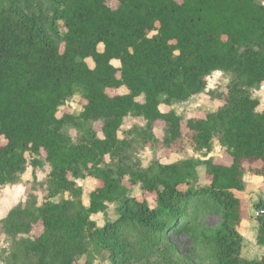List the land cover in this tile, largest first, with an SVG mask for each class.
<instances>
[{"label":"trees","instance_id":"obj_1","mask_svg":"<svg viewBox=\"0 0 264 264\" xmlns=\"http://www.w3.org/2000/svg\"><path fill=\"white\" fill-rule=\"evenodd\" d=\"M6 1L10 8L0 9V139L6 141L0 146V187L18 185L29 166L35 177L50 168L45 201L30 197L0 221V232L14 241L15 264H80L92 253L112 264H135L132 247L122 239L128 228L152 236L184 234L194 250L214 248L218 264H264V258L242 257V201L235 195L245 190L247 172L264 183V111L252 95L264 84V4ZM216 72L231 75L226 93L216 96L224 105L204 119L188 120L184 133L185 120L163 113L161 106L203 94ZM122 88L128 93L109 94ZM78 95L82 113L59 118L60 109ZM128 117L144 120L143 128L130 133L146 148L176 153L190 148L207 158L217 140L232 163L192 158L134 165L127 156L132 142L119 136ZM159 123L166 132L162 142L155 136ZM72 125L89 126L79 142L66 133ZM201 167L210 187L197 190L193 182ZM87 178L102 183L90 194L89 206L78 184ZM138 186L155 197L153 205L131 195ZM66 194L70 199L54 201ZM198 196L220 209L216 228H196L198 218L188 208ZM111 205L118 219L99 227L93 216L106 214ZM256 210L257 244L264 247V200ZM36 226L42 232L34 236Z\"/></svg>","mask_w":264,"mask_h":264},{"label":"rangeland","instance_id":"obj_2","mask_svg":"<svg viewBox=\"0 0 264 264\" xmlns=\"http://www.w3.org/2000/svg\"><path fill=\"white\" fill-rule=\"evenodd\" d=\"M264 4V0H257ZM113 8L117 7L116 2H112ZM10 4L6 0H0V9H9ZM61 32L65 30L61 24ZM103 46L100 50L103 51ZM91 68L94 64L91 60L88 61ZM113 65L120 68V63L114 61ZM231 75L224 72H216L208 79V86L206 91L192 98L186 103H177L172 107L162 105L161 111L163 113L175 112L181 116L185 123L183 125L184 133L187 132L186 122L190 119H204L207 115L215 113L224 102L218 97L220 94L226 93L227 87L230 84ZM127 90L122 88L120 90H111V96L127 94ZM254 98L261 102L260 110L264 111V84L252 91ZM84 102L78 95L74 97L65 107L59 111V118L64 114L80 115L83 111ZM145 126V122L141 118L128 117L119 133L121 139H126L132 142L133 146L127 156L134 165L142 168H148L155 162L162 164H173L186 159H210L215 163L222 165H230L232 160L225 153L224 149L215 140L212 153L205 158L200 153L193 152L190 148L183 152H171L161 148L151 149L143 146L141 140L136 134H131L130 131L139 130ZM88 125L83 127L68 126L66 133L75 141L79 142L84 136ZM96 130L101 131V124H96ZM102 137V134H100ZM156 138L162 142L166 137L164 131V124L159 123L155 128ZM6 141L0 139V146L4 145ZM29 162H32L33 157L27 155ZM107 162L111 160L107 158ZM256 168L260 164L255 165ZM250 169V165H246ZM50 172V168L46 167L43 170L36 172L31 166L28 167L26 173L21 177V182L16 186L0 187V221L3 220L8 213L18 206H24L30 197L38 198V203L42 204L47 196V187L45 180ZM245 190L243 192H235L236 197L242 201V224L239 228L240 233L244 237L242 257L248 261H258L264 258V247L257 244V236L259 231V223L257 221L256 205L264 200V183L262 178L247 172L244 176ZM78 184L83 188V201L86 206H89V197L92 192L102 187V183L93 179L87 178L79 180ZM130 187V185H128ZM193 187L197 190H203L210 187V182L206 176V169L201 167L198 169V177L193 182ZM133 197L140 200H146L151 205L154 204L155 197L151 194L144 193L140 186L132 189ZM62 199H70L68 194L55 199V202H60ZM188 211L193 214L194 218H198L195 223L196 228L214 229L221 222L220 209L216 204L206 196H198L190 201ZM118 219L117 207L115 205L109 206L106 214H99L93 216V220L99 227H104L107 222ZM42 232L41 226H36L33 235H39ZM122 239L128 243L137 258L135 264H218L214 258L215 249L194 250L188 236L168 231L163 236H152L146 234L144 231L136 228L125 229L122 233ZM14 241L5 234L0 232V264H15L13 259ZM202 259V261H201ZM89 260L93 264H112L105 255L92 253L88 258L84 257L79 260L80 264H84Z\"/></svg>","mask_w":264,"mask_h":264}]
</instances>
